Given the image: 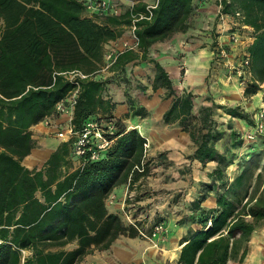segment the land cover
Here are the masks:
<instances>
[{"label":"trees","instance_id":"1","mask_svg":"<svg viewBox=\"0 0 264 264\" xmlns=\"http://www.w3.org/2000/svg\"><path fill=\"white\" fill-rule=\"evenodd\" d=\"M86 1L0 0V264H80L94 251H107L120 237L133 239L140 236L139 230L147 232L142 224H124L107 209L105 200L112 190L127 183L130 188L139 187L149 173V163L143 157L145 137L113 119L117 101L107 89L108 80L95 78L105 65V46L129 30L138 15L147 18L133 22L135 48L119 53L106 70L122 73L128 64H151L153 75L142 92L164 90L163 99L169 105L161 115L162 123H176L188 132L194 145L190 162L202 168L213 166L204 173L205 181L191 184L195 194L192 191L194 196L178 221L187 231L174 264L241 263L249 237L264 220V163L258 153H250L229 177L234 159L228 152L240 148L244 140L232 126L233 120L246 125L253 121L239 106L213 101L195 110L194 94L186 89L177 94L149 51L186 32L199 14V2L213 1L219 9L213 20L228 16L250 28L251 41L240 65L252 82L243 95L261 92L264 103L260 87L264 82V0H156L150 15L146 7L155 0H128L130 4L117 14L90 13ZM90 1L116 6L112 0ZM217 37L210 46L214 60L220 58V49L226 50ZM71 71L85 76L75 79L73 131L93 119L110 145L98 160L83 162L72 154L70 138L60 141L40 168L28 169L22 161L35 148L29 129L59 116L56 104L76 87L66 75ZM133 100L128 99L130 116L145 118L147 110ZM218 111L228 118L226 125L216 120ZM142 161L138 172L135 167ZM207 199L211 207L203 205ZM154 223L165 224L157 215Z\"/></svg>","mask_w":264,"mask_h":264},{"label":"rangeland","instance_id":"2","mask_svg":"<svg viewBox=\"0 0 264 264\" xmlns=\"http://www.w3.org/2000/svg\"><path fill=\"white\" fill-rule=\"evenodd\" d=\"M112 1L111 3H114L122 11L130 4L128 0ZM212 6L213 7H208L202 2H199L196 9L199 14L194 15L193 21L191 20L189 22V29L184 33L173 35L165 42L157 43L150 49L149 55L151 58L157 60L161 53L164 54L165 43H167L171 49L170 53L171 51H175L173 50V46L176 43H180L181 50H176L175 52L180 59L177 75L174 76L169 74L168 71L170 70L165 68L172 81L175 92L179 94L184 89L191 91L194 94L193 101L195 110L199 109L202 105L209 106L213 101L216 104L227 107L239 106L250 115L249 117L253 121L252 125H246L239 120H233L234 124L232 126L239 130L244 140L240 148H235L228 152L229 154H233L232 156L234 159V164L230 167L232 172L229 174V177H232L238 172L239 166L247 159L250 153H258L261 163H264V131L261 133L255 131L257 122L262 123L264 126V103L262 101L261 92L250 96L243 95L246 85L252 82L251 75L242 68L243 65H240L245 54V48L251 41V30L243 28V26L237 22V19L228 17V22L225 24L232 27L227 29V31H233L232 33L235 32V39L233 40L225 34L224 36H226L227 41L220 42L218 40V44L226 48V56L217 60L212 58L213 53L210 50L212 40L217 36H222L221 34L224 32L219 34L215 32L220 18L213 20L215 16H210L211 13L209 11L213 12L216 9L214 2ZM216 10V14H218L219 9L217 8ZM86 15L90 16L88 13H86ZM220 16L223 15H218V17ZM222 39H224L223 36ZM124 42L128 44L131 42V33L128 29H124L121 37L113 43L114 45L120 46ZM109 45L111 44H108L105 48H108ZM190 57L191 60L193 58L198 59L202 57V59H208L210 62L208 67L206 66L207 68L205 67L206 69L203 70L204 76L202 78L200 77L201 75H198L199 77L197 76L193 79V82H190L191 84H187L188 81L185 79V71L190 64V62H188ZM140 68L141 70H139ZM242 69L244 71L241 72L243 77H239L237 71H242ZM188 71L194 72L196 70L189 68ZM152 75L153 71L151 64L147 62L135 63L134 65L128 64L125 71L122 73L108 71L104 69L102 64L100 70L95 74L96 79L108 80L107 89H110L109 92L114 95L113 98L117 101L116 106L114 105L113 111L115 113L112 114V117L115 121H119L120 124H124L128 129L134 126L131 125L130 120L138 122L144 119L130 116L128 99H135L133 100L135 106L139 105L142 101L147 103L150 101V103L154 104V106L151 107L153 110H155L160 103L169 102V100L163 99L164 90L162 89H158L155 92H151L148 89L145 93L142 92L141 88L148 85L147 80ZM260 87L262 89L264 88V82ZM152 109L147 111L146 117H153L154 114H152ZM217 113H219V116L216 117V120L226 125V120L228 118L222 115L221 111ZM160 123H162V121H160ZM168 125H170V127H175L180 133L184 134V137H186L185 140L178 139L176 141L179 144L178 147L169 146L171 148L166 149L161 146L162 142L160 138L158 139V135L156 138H152L151 141H149V138H145V143L147 144V148L145 149V161L149 163V173L142 180L143 182L141 185L139 184L140 186L136 189H134V187L130 188L131 186L127 187L126 185L128 192L120 201V203H122L121 210L118 209L117 213L120 214L122 222L126 225H129V222L125 219L124 215L125 213L131 214L136 224H142L144 230L147 231L145 233H148L156 215L158 217L160 216V219L164 221V225L167 229L171 230V233L174 234L175 230L183 229L182 238L187 230L186 226L181 225L178 221L186 212L189 199L193 198L192 182L199 181V179H192L193 172L197 168L205 176L204 173L213 166L212 164H207L202 168L199 164L190 162L188 156L192 153L194 145L189 139L188 132L182 130L176 123ZM157 128V125H155L152 130L156 132L155 129ZM248 135H253V138L248 139ZM47 137L56 141H61L60 138L55 136V133L48 134ZM166 144L169 145V143ZM177 149H182L185 153L183 152L182 156H178L176 153ZM39 163L40 162H38V164ZM179 179L180 182H178ZM205 180L206 179H202L200 181ZM183 186L187 187L189 192L187 188L184 187L183 189ZM129 192H133L131 198H128ZM138 193L139 199L134 200V197ZM110 197L111 193L105 200L106 206H112L114 203L119 202L114 195ZM145 199L160 202L161 206L164 205L162 207L164 212H159L157 208L155 213L150 212L149 207L151 202H145ZM173 200L174 203L172 205L171 202ZM144 206H146L145 209ZM154 209L155 207L151 211H155ZM142 210L144 211L142 215H146L144 217L139 216ZM147 211L150 213L147 214ZM261 224L262 222H260L259 227ZM191 227L195 228L196 225H192ZM139 238L141 237L139 236ZM149 243L154 245L152 242Z\"/></svg>","mask_w":264,"mask_h":264},{"label":"crops","instance_id":"3","mask_svg":"<svg viewBox=\"0 0 264 264\" xmlns=\"http://www.w3.org/2000/svg\"><path fill=\"white\" fill-rule=\"evenodd\" d=\"M202 3L208 7H213V1ZM215 8L217 9V7ZM216 9L213 12L208 10L211 13L210 16L213 17L216 15ZM226 22H228V16H220V22L217 23V27L215 30L217 34L224 31L221 34L224 39H222V36H220L221 39L220 37H218V40L220 42L227 41L226 36L224 35L226 34L227 29L232 27L230 25H226ZM243 28L250 30V28L248 27L243 26ZM165 44L166 45H164L163 52L164 54L161 53L159 58H157V61L164 69L168 68L170 70L168 71L169 74L175 76L177 75V68L180 61L179 56H177L175 52L176 50H181V46L180 43H176L173 46V50L175 51H171L170 53L171 49L169 48L167 43ZM165 52L168 54H166ZM188 62H190V64L185 71V79L188 81L187 84H189L190 82L192 83L193 79H195L198 75H201L200 77L202 78L204 76L203 70L208 67L210 61L208 59H202V57H199L198 59L193 58L191 60L190 57L188 59ZM189 68L195 69L196 71L189 72ZM139 70H141V68ZM148 102L149 103L142 101L140 103L147 111H149V109L151 110V107L154 106V104L150 103V101ZM168 105V102H162L156 107L155 110L152 109V114H154L153 117H146L142 120H139L138 122L130 120L131 125H134L130 128H136L142 136L147 139L149 138L150 140H152V138L154 137L156 138L158 135V139L160 138V141L162 142L161 146H163V148H171L169 146L178 147L179 144L176 141L178 139L185 140V135L180 133V131L175 127H170V125L160 123L161 115L168 108ZM112 113L115 112L113 111ZM67 123V117L60 115L56 118L51 119L48 126H44V124L40 122L30 127L29 130L31 131L32 139L35 141V148H33L30 154L23 159L22 165L28 169L40 168L44 161L48 158L50 153L56 149L60 142L48 138L47 135L53 134L59 129H65L67 127ZM155 125H157L158 127L157 129H155L156 132L152 130ZM166 143H169V145H167ZM183 152L184 151H182V149L176 150L178 156H182ZM38 162L40 163L38 164ZM192 179L204 180L205 176L202 172H200L199 169L196 168L193 172ZM178 182H180V179L178 180ZM185 186H183L182 188L184 189ZM192 190L195 194L194 189ZM127 192L128 188L126 187V185H120L112 190L111 197L114 195L116 197V200H119V202L114 203L112 206H107V209L110 213L117 214L120 217V214L117 213L118 209L121 210L122 203H120V201L123 199V196H125ZM193 193L192 195L194 196ZM145 202H151L149 207L150 212L155 213L156 208L159 209V212H164V210H162V207L164 205L162 204L163 206H161L160 202H155L153 200L150 201L149 199H145ZM203 205L211 207L212 201L210 199H207L203 203ZM145 207L146 206H144V209ZM152 207H155V211H151L153 209ZM143 210L141 214H139V216H146L142 215L144 212ZM150 212L147 211V214ZM261 222V226L249 237L248 251L243 261L241 263L231 262L230 264H264V220H262ZM182 233L183 229L175 230L174 234L171 233L170 229H167L166 238L163 241H156V246L139 237L133 239L120 237L112 243L107 251H94L91 254L85 256L80 264H174L181 248L180 239Z\"/></svg>","mask_w":264,"mask_h":264},{"label":"built area","instance_id":"4","mask_svg":"<svg viewBox=\"0 0 264 264\" xmlns=\"http://www.w3.org/2000/svg\"><path fill=\"white\" fill-rule=\"evenodd\" d=\"M86 8L90 13H103L105 14L106 12L109 13H115L119 11V8L108 4L106 1H86ZM156 5V0L154 3L147 5L146 11L148 15H150V10L153 9ZM142 18H147L146 15H138L133 21L132 24L129 28L130 33H131V42L128 44L126 42L122 43L120 46L114 45V43H110L111 45L108 46V48L105 49L104 52V69H107L115 60L117 55L121 53L124 50L128 49H134L136 46L137 39L133 34V31L135 29L134 21L139 20ZM231 39H235V34L230 36ZM226 56L225 50L220 49L219 51V57L223 58ZM247 59H244L243 64L247 65ZM238 76L241 75V70L237 71ZM67 78L69 81L73 82L76 87L69 93V95L64 99L58 102L55 106V111L57 114L63 115L67 117V127L65 129H59L55 131V136L57 138H60L61 141H66L68 139H72L71 147H72V154L74 157H76L78 160H82L84 162L85 159H89L92 161L98 160L103 152L109 147L110 143L103 137L102 135V130L100 128V125L98 124L97 121L93 119H88L80 130L78 131H73L71 125H70V120L72 117V111H73V105L76 100L77 92H78V86L77 82L75 81L76 77L79 78H84L85 76L82 75L78 71H71L68 72ZM44 126H48L50 123V119L46 118L41 121ZM255 131L258 133H261L264 131V126L262 123L257 122L256 123V128ZM248 139H252L253 135H248ZM147 148V144H144V158H145V149ZM142 164L143 161L141 162V165L139 167H135V169L138 172L142 171ZM127 187L129 186V183L126 184ZM137 185V184H136ZM136 185H133L134 189H136ZM133 189V190H134ZM133 192H129L128 198H131ZM125 219L129 222V224L133 225L135 223L133 216L128 213H125ZM140 237L154 243L156 245V241H163L166 238L167 235V228L163 223H154L151 224L148 233H145L144 231L139 230Z\"/></svg>","mask_w":264,"mask_h":264},{"label":"bare ground","instance_id":"5","mask_svg":"<svg viewBox=\"0 0 264 264\" xmlns=\"http://www.w3.org/2000/svg\"><path fill=\"white\" fill-rule=\"evenodd\" d=\"M149 141H151V140L149 139Z\"/></svg>","mask_w":264,"mask_h":264}]
</instances>
